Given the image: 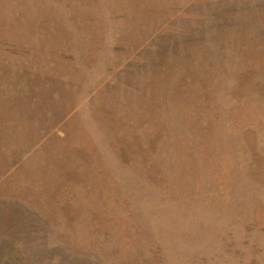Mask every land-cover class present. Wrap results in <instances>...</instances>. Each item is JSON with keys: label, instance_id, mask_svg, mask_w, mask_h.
<instances>
[{"label": "rangeland", "instance_id": "1", "mask_svg": "<svg viewBox=\"0 0 264 264\" xmlns=\"http://www.w3.org/2000/svg\"><path fill=\"white\" fill-rule=\"evenodd\" d=\"M0 264H264V0H0Z\"/></svg>", "mask_w": 264, "mask_h": 264}]
</instances>
